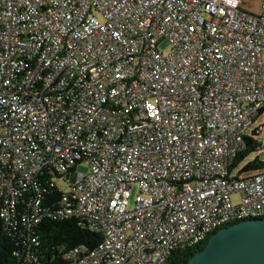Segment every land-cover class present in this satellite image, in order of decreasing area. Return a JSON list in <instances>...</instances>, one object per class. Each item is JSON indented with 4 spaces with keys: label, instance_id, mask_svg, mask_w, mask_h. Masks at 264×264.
<instances>
[{
    "label": "built area",
    "instance_id": "built-area-1",
    "mask_svg": "<svg viewBox=\"0 0 264 264\" xmlns=\"http://www.w3.org/2000/svg\"><path fill=\"white\" fill-rule=\"evenodd\" d=\"M245 3L0 0V235L15 264H43L42 219L101 234L59 248L63 264H167L264 216V170L231 168L264 108V0Z\"/></svg>",
    "mask_w": 264,
    "mask_h": 264
},
{
    "label": "trees",
    "instance_id": "trees-1",
    "mask_svg": "<svg viewBox=\"0 0 264 264\" xmlns=\"http://www.w3.org/2000/svg\"><path fill=\"white\" fill-rule=\"evenodd\" d=\"M263 111L264 108L259 110L257 115ZM258 130L259 128H254L243 135V148L234 158L231 164L232 169H235L251 152L263 145L260 141ZM249 170H254L255 172L264 170V159L256 157L248 161L243 166L242 171ZM36 234L40 243L38 249L42 256L41 261L43 264H63L64 261L58 250L61 247H63V250L79 244L93 247L101 239L99 232L88 230L85 224L74 219L64 221L42 219L36 225ZM209 237L196 246H184L171 251L167 257V264H187L188 260L204 247ZM15 250L13 241H10L5 235H0V264H15L17 260V256L13 254Z\"/></svg>",
    "mask_w": 264,
    "mask_h": 264
},
{
    "label": "water",
    "instance_id": "water-1",
    "mask_svg": "<svg viewBox=\"0 0 264 264\" xmlns=\"http://www.w3.org/2000/svg\"><path fill=\"white\" fill-rule=\"evenodd\" d=\"M187 264H264V216L221 227Z\"/></svg>",
    "mask_w": 264,
    "mask_h": 264
},
{
    "label": "rangeland",
    "instance_id": "rangeland-1",
    "mask_svg": "<svg viewBox=\"0 0 264 264\" xmlns=\"http://www.w3.org/2000/svg\"><path fill=\"white\" fill-rule=\"evenodd\" d=\"M245 9L249 10L252 13L258 14L259 13V2L260 0H245ZM97 16L99 17V15L97 14ZM262 59L264 61V54L262 56ZM254 123L250 126L249 130H252L254 128H259V136H260V141L263 143V145L258 148L257 150L251 152L244 160H242L236 167H235V171L233 172V174H237L239 177H249L252 174L255 173L254 170H249V171H242L243 166L250 161L253 158H260V159H264V111L257 115L254 119ZM76 170L78 172H82V173H86L87 172V165L85 163H81L78 164L76 167ZM54 182L56 184V186L64 191L67 192L69 190V185H68V181L67 179L63 180V179H59V178H54ZM137 192V186L133 185V190L132 193L135 194ZM231 198L233 201H237L239 196L238 194L234 193L231 195Z\"/></svg>",
    "mask_w": 264,
    "mask_h": 264
}]
</instances>
